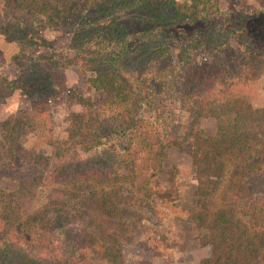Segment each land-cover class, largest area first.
<instances>
[{
  "label": "trees",
  "instance_id": "16d2710c",
  "mask_svg": "<svg viewBox=\"0 0 264 264\" xmlns=\"http://www.w3.org/2000/svg\"><path fill=\"white\" fill-rule=\"evenodd\" d=\"M47 1L55 7L49 8L47 21L73 32L63 65L89 74L86 82L105 99L98 108L86 107L85 115L76 117L70 134L74 151L56 161L53 172L33 175L24 170L27 156L7 162L9 157L0 155V177L13 171L9 179L16 186L12 191L0 188V234L33 263L84 264L72 244L74 252L65 257L62 234L69 239L74 231L71 222L57 225V219L72 211L78 215L76 209H86L95 196L85 195L80 207L66 198L53 199L39 212L29 210L40 185L51 184L58 191L76 182L85 188L101 180L93 168L87 175L79 174V168H84L79 163L113 154L116 163L105 170V185L125 179L137 188L140 205L151 211L157 224L194 223L203 231L200 245L210 249L199 264H264V106L247 107L246 92L230 82H247L264 67L262 24L252 26L242 14L221 12L219 0ZM23 5L28 12L31 5ZM119 11L130 17L123 19L125 14L118 15ZM28 15L12 29L31 38L27 28L34 20ZM236 43L243 46L233 47ZM153 66L164 69L151 75ZM10 84V89L21 87ZM221 87L226 90L219 91L217 99L213 92ZM181 104L185 119L177 123ZM207 118L215 124L211 137H205L201 127ZM41 129L37 128L40 133ZM181 143L193 145L197 173V198L190 209L161 200L156 177L165 150ZM43 160L50 161L40 157L32 162L43 165ZM119 202L116 193L108 197L105 192L99 209L115 217ZM107 203H112L111 208ZM75 228L82 232L83 245L108 241L106 225L76 224ZM167 242L154 239L153 250L164 249ZM117 247L120 252L122 244ZM4 255L0 251V263L11 262ZM111 257L113 262L107 263L122 264L118 254Z\"/></svg>",
  "mask_w": 264,
  "mask_h": 264
},
{
  "label": "rangeland",
  "instance_id": "374dc122",
  "mask_svg": "<svg viewBox=\"0 0 264 264\" xmlns=\"http://www.w3.org/2000/svg\"><path fill=\"white\" fill-rule=\"evenodd\" d=\"M26 2L31 5L28 12L23 5ZM50 5L52 2L47 0H0V155L9 157L7 162L16 159V156L17 159L27 156L28 161L25 163L28 164L24 165V170L28 169L31 174L39 176L53 172L54 163L59 160L62 162V159L74 151L70 143V134L73 128L75 129L76 117L81 114L84 116L86 107L91 108L90 110L98 108L105 99L102 92L94 91L86 82L89 74L81 72L77 67L63 65L73 32L69 31L68 27H60L47 21V16L50 19L49 8L53 10L55 8ZM218 5L221 12L242 14L243 18L244 16L249 18L252 26L258 23L257 26L262 24L264 27V0H219ZM32 11L35 13L33 14ZM118 13V15L125 14L121 16L123 19L126 15L130 17L128 13L120 11ZM27 15L30 20H34V23H28L27 28L31 38L23 37L19 31L14 33L12 29L14 24L25 22L23 19ZM262 40L264 42V39ZM242 46L239 43L233 44L235 48ZM163 69L164 67L161 66H153L151 75H154L156 70ZM247 79V82L243 79H231L230 82L246 92L247 107L249 105L254 109H260L264 106V67L257 75L249 76ZM11 82H17L21 87L13 89L11 86L10 89L8 84ZM222 90L226 89L218 88L213 95H216L217 99L221 98L219 91ZM240 92L238 90V93ZM178 107L177 123L185 119L184 106L181 104ZM201 127L205 137L214 135L215 124L212 119L202 120ZM37 128H42L41 133ZM177 132L181 133L180 130ZM3 151L5 153H2ZM78 153L79 156L86 157L83 151ZM112 155L107 154L89 162L85 159L79 163V167H84L83 169L78 167L79 174L87 175L93 168L97 175L102 176L101 180H96L97 183H91L88 185L90 187L84 188L76 182L74 187L68 185L58 191H53L55 186L51 184L40 185L38 195L31 204L29 211L39 212L40 209L48 207L53 199L60 201L71 198L76 206L80 207L82 201L87 199L85 195L95 196L92 197L95 200L91 204L87 201L86 209H76L78 215L75 216V211H72L70 215H62L59 220L57 219V225L61 223L62 226H67L71 222V229L75 232L69 234V239L66 234H62L63 250L64 254H67L65 257L69 258L74 252L71 244L77 247L78 251L80 250L79 259L84 264H110L107 262L109 259L112 261L111 255L114 254L119 255L117 261L122 264L135 262L199 264L202 259L208 257L210 249L206 246L202 247L199 242L203 231L194 223L172 220L157 224L151 211L140 205L141 196L137 188L121 178L114 185H105L103 179L105 170L116 163L117 159L116 155ZM40 157L50 161L43 160V165H33L32 161ZM192 160L191 143L173 145L165 150V160L156 176L162 190L161 200L186 209L194 207L198 183ZM118 171L119 176L123 175V169ZM13 173L7 170L3 173L5 175H1L0 188L7 191L16 188L9 179ZM67 190L69 192H66ZM105 192L108 197L116 193L120 200L115 206V217L99 209L105 198ZM107 206L111 208L112 203H107ZM81 210H84L85 214H81ZM76 224L82 226L88 224L91 228L106 225L108 241L94 246L81 244L82 232L75 228ZM125 229L129 230V233H125ZM73 234L74 241L69 243ZM128 234L130 236L126 237ZM128 238L131 239L129 243L126 241ZM152 239H159L161 242L166 239L168 242L164 249L155 251ZM118 243L122 244L120 252ZM10 244L0 234V251L11 260L4 264H36L26 255L21 256V253H17ZM43 262V264H56L50 260ZM38 264L42 263L38 262Z\"/></svg>",
  "mask_w": 264,
  "mask_h": 264
}]
</instances>
